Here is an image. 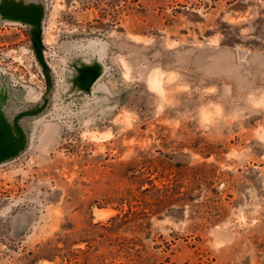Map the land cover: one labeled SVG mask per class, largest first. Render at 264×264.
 <instances>
[{
  "label": "rangeland",
  "instance_id": "rangeland-1",
  "mask_svg": "<svg viewBox=\"0 0 264 264\" xmlns=\"http://www.w3.org/2000/svg\"><path fill=\"white\" fill-rule=\"evenodd\" d=\"M0 116V264H264V0H0Z\"/></svg>",
  "mask_w": 264,
  "mask_h": 264
},
{
  "label": "water",
  "instance_id": "water-1",
  "mask_svg": "<svg viewBox=\"0 0 264 264\" xmlns=\"http://www.w3.org/2000/svg\"><path fill=\"white\" fill-rule=\"evenodd\" d=\"M11 149L12 147L10 146V135L0 116V158Z\"/></svg>",
  "mask_w": 264,
  "mask_h": 264
},
{
  "label": "crops",
  "instance_id": "crops-1",
  "mask_svg": "<svg viewBox=\"0 0 264 264\" xmlns=\"http://www.w3.org/2000/svg\"><path fill=\"white\" fill-rule=\"evenodd\" d=\"M5 5H10V2L5 3ZM3 18H6V17H3Z\"/></svg>",
  "mask_w": 264,
  "mask_h": 264
}]
</instances>
